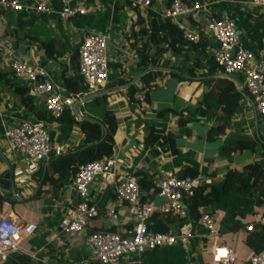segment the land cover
Masks as SVG:
<instances>
[{"label": "crops", "instance_id": "0c3cea01", "mask_svg": "<svg viewBox=\"0 0 264 264\" xmlns=\"http://www.w3.org/2000/svg\"><path fill=\"white\" fill-rule=\"evenodd\" d=\"M152 1L151 8L145 9L144 0H77L75 7L97 11L89 10L85 16L68 20L61 17L63 4L59 0L50 1L53 11L50 15L12 10L0 14V45L4 48L0 53V199L9 203L0 208V217L8 216L17 223L37 227L33 235L24 234L20 251L0 264H99L94 261L89 234L127 235L135 227L128 206L117 200L115 186L97 179L90 188V202L98 209L99 217L90 221L83 234L65 235L63 225L79 202L72 177L68 181L60 180L50 166V158L38 164L26 162L11 151L4 138L6 130L18 127L25 120L38 121L36 114L46 113L43 100L32 95L29 87L14 77L10 53L46 70L58 91L66 96L74 95L66 81L79 75V50L91 34L103 35L110 41V80L96 95L108 97V110L118 121L113 157L118 161L119 175L139 180L147 176L154 184L167 175L179 177L192 171L201 185H209L222 194L220 202L212 207L218 241L210 238L199 220H194L195 237L189 245L149 251L143 255L142 264H212L216 244L236 252L235 264H251L256 251L248 241L264 228V223L255 219L264 208V126L243 77L227 76L217 65L213 72L208 67L206 60L213 58L219 45L214 38L205 37L204 29L212 18L233 20L243 46L257 59H263L264 7L252 6L251 0H188L203 7L191 23L201 30L207 44L204 66L196 70L192 80L184 82L165 70L148 89L150 101L146 102V85L140 62L136 60V56L141 59L139 52L145 50L153 56L158 47L163 48L165 53L159 61L162 67L166 64L180 67L184 61L182 57L172 56L169 42L147 41L152 23L166 21L163 14L173 0ZM21 2L33 6L30 0ZM130 87L134 89L133 95ZM17 88L29 90L34 98L33 113L25 110ZM226 91L241 95L234 115H229L220 104ZM90 102L76 107V101L73 109L65 112L63 116L73 118L74 125L46 121L52 145L61 148L62 155L75 153L84 145L86 137L79 123L95 118L90 113ZM48 117L46 113L45 119ZM153 130L161 138L155 145H149L147 140ZM243 141L254 143L255 149L238 150ZM249 166L259 167L262 176L258 179L246 174L243 178L246 189L236 186L224 194L228 176L241 174ZM208 181L210 184L205 183ZM145 201L155 206L163 204L154 188L146 194ZM151 223L160 222L154 217ZM162 223L167 231L178 230L175 220L162 219ZM250 225H254L253 231L247 230Z\"/></svg>", "mask_w": 264, "mask_h": 264}, {"label": "built area", "instance_id": "2783aa9c", "mask_svg": "<svg viewBox=\"0 0 264 264\" xmlns=\"http://www.w3.org/2000/svg\"><path fill=\"white\" fill-rule=\"evenodd\" d=\"M32 7L22 4L21 0H0V14L12 10L16 12H34L50 15L53 13L51 0H30ZM63 4V20L85 16L90 11L85 6L75 7L77 0H59ZM152 0H144V8L152 6ZM251 5L264 7V0H251ZM90 10V11H89ZM203 10L202 5L188 0H173L170 9L163 14V19L171 22L182 34L188 45H197L203 41L202 32L191 23ZM205 37L214 38L219 48L213 52V60L223 74L241 75L245 88L253 100L255 111L264 126V58L255 55L242 44L236 23L229 18L210 19L204 29ZM108 39L100 34L89 35L79 50V75L83 78L88 91L83 95H64L56 89L46 70L31 65L28 61L14 57L11 53V68L14 77L27 85L32 95L41 98L49 117L58 120L67 110H72L76 101L98 94L110 80V60L107 48ZM4 48L0 45V53ZM137 63L140 62L136 56ZM128 71V68H125ZM5 141L18 157L26 162L38 164L48 160L53 154L61 156L63 150L54 148L44 122L25 120L18 127L5 131ZM118 161L112 157L83 166L71 181L78 197V205L70 212L63 225L67 236L83 234L90 221L99 217L98 209L90 202V188L97 179H102L115 186L117 200L126 204L135 220V227L127 235L112 232H93L88 242L94 252V261L99 264H142V257L149 251L189 245L195 237L186 200L192 198L201 186L198 178H180L167 175L154 182L163 204L155 206L144 202L139 179L119 175ZM210 184V182H205ZM204 184V183H203ZM4 205L9 206L8 202ZM159 217L166 221L175 220L178 230L158 232L152 228V219ZM256 222L264 223V208L255 215ZM199 221L208 230L210 238L219 240L216 219L210 213H203ZM248 231L254 230L250 225ZM37 227L15 222L11 217H0V263L8 261L13 253L21 249L24 234L33 235ZM236 252L224 245L216 244L213 249L212 264H235ZM251 264H264V249L254 253Z\"/></svg>", "mask_w": 264, "mask_h": 264}, {"label": "trees", "instance_id": "16d2710c", "mask_svg": "<svg viewBox=\"0 0 264 264\" xmlns=\"http://www.w3.org/2000/svg\"><path fill=\"white\" fill-rule=\"evenodd\" d=\"M172 1V0H171ZM154 42H169L171 47V54L173 57H182L184 61L180 67H169L166 64L164 67L159 64L165 50L158 47L155 50V54L151 56L147 51H140V73L145 81V100L149 102V88H152V83L155 82L165 70H168L169 74L178 79L179 82L190 81L195 77L196 70L204 66V57L207 55V44L202 41L200 44L190 46L189 50H186L188 43L183 39L182 34L174 27L169 21H155L152 23V30L148 40ZM148 43V42H147ZM145 43V44H147ZM208 67L213 72L217 67L213 58L206 60ZM169 67V68H168ZM79 72V70H78ZM123 82L120 83L122 85ZM66 86L69 92L74 95L85 94L88 89L83 78L78 75L76 78L66 81ZM130 94L133 95L134 89L130 87ZM23 98L24 108L27 112L33 113L34 98L29 95L28 89H16ZM231 91L223 93L220 99V104L225 106V111L229 115H234L238 110V104L241 100L240 94L230 95ZM139 104V101H136ZM90 113L95 118H89L83 122H80L81 130L85 134V143L82 147L78 148L75 153L68 155L50 157V166L55 175L60 176V180L68 181L76 176L83 166L100 161L103 159L112 158L115 151L114 136L118 129V121L115 114L108 110V97L96 98L90 102ZM37 120L40 122L57 121L62 124L74 125L76 121L69 115H65L62 118L55 120L53 118H46L44 115L38 113ZM105 132L108 133L107 137L101 142L105 136ZM161 135L157 131H152L148 137V144L155 145L159 142ZM101 142V143H100ZM255 149V144L249 141H243L239 144L238 150ZM246 174L253 175L256 178L262 176V170L259 167L249 166L246 170L239 174H230L227 178L224 194L230 192L234 187L239 186L240 189H246L244 186L243 178ZM180 178H197V174L192 171L184 172L179 176ZM47 178V177H46ZM140 190L142 194V200L146 202V194L153 190L154 184L147 177L143 176L139 180ZM222 194L209 185L203 184L197 190L192 198L186 200V205L191 213V221L199 220L203 213H210L213 215L212 207L220 202ZM4 201L0 199V208L3 206ZM159 220V224L152 225V228L158 232H165V225L162 223V219L156 217ZM176 222V221H175ZM248 245L252 247L256 253L261 252L264 249V228L262 232L255 236L252 235L248 241ZM23 260V259H22Z\"/></svg>", "mask_w": 264, "mask_h": 264}, {"label": "water", "instance_id": "95a60500", "mask_svg": "<svg viewBox=\"0 0 264 264\" xmlns=\"http://www.w3.org/2000/svg\"><path fill=\"white\" fill-rule=\"evenodd\" d=\"M109 46H110V41L108 40V42H107V48H108V49H109ZM98 97H100V95H96V96H93V97H89V98L85 99L83 102L78 101V103L76 104V107H78V106L81 105L82 103L86 104V103H88V102H90V101H92V100H94V99H96V98H98ZM107 135H108V133L105 132L104 139L107 137ZM104 139H103V140H104ZM189 220L191 221V213H190V212H189Z\"/></svg>", "mask_w": 264, "mask_h": 264}]
</instances>
